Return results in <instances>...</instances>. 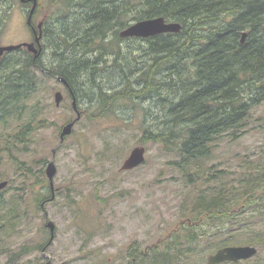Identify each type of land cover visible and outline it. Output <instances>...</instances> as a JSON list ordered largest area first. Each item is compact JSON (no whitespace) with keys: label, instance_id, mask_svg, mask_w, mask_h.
Here are the masks:
<instances>
[{"label":"trees","instance_id":"obj_1","mask_svg":"<svg viewBox=\"0 0 264 264\" xmlns=\"http://www.w3.org/2000/svg\"><path fill=\"white\" fill-rule=\"evenodd\" d=\"M10 1L5 6L0 0V7L5 6L2 21L12 9ZM49 6L44 31L54 67L23 47L0 59V129L5 127L0 165L4 149L27 146L34 130L47 124L36 119L47 112L46 105L40 108L46 86L42 76L60 74L75 96L80 90L98 95L99 113H88L90 118L113 115L127 101L140 109L144 137L179 157L176 165L189 183L204 182L183 203L193 202L184 212L193 225L181 248L196 253L193 243L200 240L206 241L202 251L211 253L229 245H264V163L246 160L238 166L241 170L215 171L216 164L206 165L223 141L246 135L254 109L264 106V0H50ZM155 17L179 22L182 29L147 38L120 36L133 22ZM120 70V85L106 90L104 71L116 76ZM148 97L161 107L162 117L153 115L161 117L159 122L149 121L153 106L144 102ZM12 122L18 125L8 132ZM9 160L23 167L24 160ZM26 169L16 173L21 185L9 181L0 192V237L2 232L9 235L23 217L20 208L34 175L31 165ZM29 247L44 248L41 242L21 245ZM128 254L135 264L137 254ZM170 263L166 258L161 264Z\"/></svg>","mask_w":264,"mask_h":264},{"label":"rangeland","instance_id":"obj_2","mask_svg":"<svg viewBox=\"0 0 264 264\" xmlns=\"http://www.w3.org/2000/svg\"><path fill=\"white\" fill-rule=\"evenodd\" d=\"M11 1L7 18L0 20L3 30L0 47L34 40L27 23L30 6L20 0ZM39 3L34 23L44 19L46 25L50 0H39ZM5 6L0 7L1 15L5 13ZM44 43L41 60L46 67L53 68L49 42L44 40ZM104 72L108 91L119 86L124 78L121 70L116 76ZM42 80L46 86L40 94V108L46 105L47 112L36 119L47 124L34 130L27 146L19 144L12 146L11 152L2 151L0 173L4 175L0 181L21 185L17 170L27 172L26 167L30 165L34 175L30 183L23 184L26 187L29 183L31 187L20 208L23 217L14 224L18 230L15 228L9 235L2 232L0 237V264H45L49 257L54 264H130L128 252L137 254L135 264H161L166 258L170 264H207L211 251H202L206 241L193 243L196 253L190 254L187 247L181 248L187 244L183 239L189 234L188 226L193 225L184 214L193 202L183 203L190 201L204 182L189 183V178L176 165L179 157L168 153L162 144L144 137L140 109L133 106L135 110L127 118L128 110L133 108L127 101L117 106L113 115L90 118L88 113H99L98 95L80 90L78 104L82 116L76 120L72 133L62 140L63 126L78 114L57 79L50 74L42 76ZM57 90L65 94L60 106L55 103ZM144 102L153 106L149 121L152 117L154 122H159L163 115L161 107L152 97L145 98ZM153 115L161 117L155 119ZM17 125L12 122L8 132ZM4 129H0L1 134ZM137 146L146 148L145 161L134 169H122ZM10 158L24 160L23 167H16ZM246 160L252 161V165L264 163V106L254 109L246 135L236 141H223L206 165L216 164L214 171L241 170L238 166ZM52 161L56 167L53 183L47 175ZM48 221L56 227L53 241L46 245L52 234ZM180 239L183 244H179ZM38 242L46 245L45 254L43 249L21 248L23 244L31 246ZM168 244L173 247L168 249ZM258 249L259 253L244 264H264V245H258ZM141 251L146 256H140Z\"/></svg>","mask_w":264,"mask_h":264},{"label":"water","instance_id":"obj_3","mask_svg":"<svg viewBox=\"0 0 264 264\" xmlns=\"http://www.w3.org/2000/svg\"><path fill=\"white\" fill-rule=\"evenodd\" d=\"M22 2H33V6L30 9L29 16H28V24L32 25V17L36 10V7L38 5V0H21ZM33 27V26H32ZM35 29V28H34ZM182 29V24L176 21H168L164 17H155L151 19H144L139 20L136 22H133L131 25H129L127 28L122 29L120 31V36L123 38L127 37H151L155 36L160 33H166V32H173L178 33ZM247 36V33H243V40H245ZM41 37H42V31L40 32V35H36V41L35 42H22L19 44H11V45H3L0 47V58L6 51H12L19 49L21 47L28 48L29 51L33 52L35 55L34 57H38L39 54L42 52V44H41ZM37 42V46H36ZM60 81H64L66 83V80L62 77H59ZM64 99V94L61 90H58L55 92V102L57 106H60L62 101ZM73 107L76 110L78 116L76 119L72 120L71 122H68L65 124L62 128V131L60 133L61 139L63 140L67 135L71 134L75 125L76 120H79L82 116L80 110L77 107V101L76 97L74 96L73 100ZM145 152L146 148L144 146H137L135 147L129 157L124 161L122 169L124 170H130L134 169L140 164H142L145 161ZM47 175L51 179L53 183V177L56 173V167L54 164V161L50 163V165L47 168ZM8 180L0 181V191L8 185ZM48 226L50 227L51 239L49 240L48 244H51L53 241L55 234V224L52 221H48ZM258 253V248L253 245H231L226 246L218 249L216 252L210 254L208 256L207 264H220L222 262L226 261H233V262H239L240 260H245L248 258H251L255 256ZM43 254H45V250H43ZM46 264H54L52 262V259L49 257V260L46 262Z\"/></svg>","mask_w":264,"mask_h":264},{"label":"flooded vegetation","instance_id":"obj_4","mask_svg":"<svg viewBox=\"0 0 264 264\" xmlns=\"http://www.w3.org/2000/svg\"><path fill=\"white\" fill-rule=\"evenodd\" d=\"M24 3H26V6H30V8H31L32 5H33V2H32V1L24 2ZM38 5H39V3H38ZM38 5H37V8H36V10H35V13H37L36 11H37V9H38ZM29 11H30V10H29ZM35 13H34L33 18H32V25L34 26L35 29H33L32 26H31L30 29H31V31L33 32V37H34V40H33V41H35V39H36V35H37V36L40 35V32L42 31V37H41V42H42V52H41V55H44V53H45V46H44V40H45L44 24H45V20L42 19V20H41L39 23H37V24L33 23V22L35 21V17H36V14H35ZM28 15H29V12H28ZM48 71H49V70H48ZM49 73H50L55 79H57V80L59 81L60 84H62V85L65 87V89H66V91H67L69 97L72 99V106H73V100H74L75 92L72 90L70 84H68V82H67V80L65 79V77L61 76L60 74L53 73V72H49ZM59 77L64 78V79L66 80V83H65L64 81H60V80H59ZM62 92H63V91H62ZM63 94H64V93H63ZM75 97H76V101H77V106H78V108H79L78 97H77V96H75ZM64 99H65V94H64ZM63 101H64V100H63ZM62 103H63V102H62ZM73 108H74V107H73ZM246 260H248V259H246ZM246 260H240L239 262L226 261V262H222V263H220V264L227 263V262H230L231 264H241V262L246 261Z\"/></svg>","mask_w":264,"mask_h":264}]
</instances>
